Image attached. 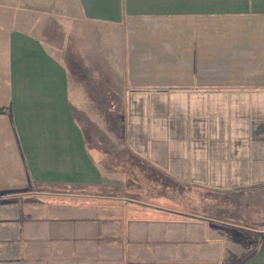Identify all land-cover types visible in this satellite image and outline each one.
<instances>
[{"label":"crops","instance_id":"crops-1","mask_svg":"<svg viewBox=\"0 0 264 264\" xmlns=\"http://www.w3.org/2000/svg\"><path fill=\"white\" fill-rule=\"evenodd\" d=\"M0 264H264V0H0Z\"/></svg>","mask_w":264,"mask_h":264}]
</instances>
